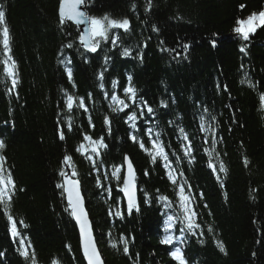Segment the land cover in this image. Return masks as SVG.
Listing matches in <instances>:
<instances>
[{
  "label": "trees",
  "instance_id": "obj_1",
  "mask_svg": "<svg viewBox=\"0 0 264 264\" xmlns=\"http://www.w3.org/2000/svg\"><path fill=\"white\" fill-rule=\"evenodd\" d=\"M152 4L151 10L145 11L146 0H86L89 15L108 13L131 22L127 32L114 30L120 37L117 45L102 41L93 53L80 46L78 27L70 22L60 24V0H0L17 72L13 88L11 78L4 73L0 25V139L5 142L0 155L5 157L4 169L11 172L15 183L7 212L0 202V264H31L21 255L20 238L30 243L37 264H86L65 193L57 187L63 181L61 170L69 167L63 161L65 155L72 157L70 163L82 183L107 264H136L137 253L138 264H177L169 254L174 246L182 248L188 264H264V105L259 99L264 93V26L247 42L234 32L238 19L264 9V0H152ZM212 39L216 47H212ZM69 42L74 44L71 49L64 47ZM185 43L190 45L187 53L181 47ZM245 43L246 54L240 51ZM124 48L132 54L124 57ZM105 57L109 58L107 64ZM67 67L73 70L71 81ZM105 68L101 81L98 73ZM128 75L133 77L138 98L155 110L150 117L145 109V116L136 121L135 134L150 149L147 129H153L152 139L159 133L172 166L184 173L177 176L178 183L191 185L201 227L195 230L196 235L185 233L183 244L160 242L167 215L180 211L178 188L168 178L163 160L153 163L130 139L133 130L127 117L132 111L139 114V109L126 100L129 108L112 111L111 94L115 91L125 98ZM114 80L118 81L115 89ZM67 95L75 96L77 103L84 97L88 111L79 107L69 111ZM106 115L111 120L110 131L104 122ZM202 123L208 131L201 130ZM181 128L188 140H184ZM61 129L63 140L59 138ZM85 134L104 138L107 147L100 149L99 156L77 151L81 143L88 146ZM213 135L218 141L215 151ZM189 141L191 157L184 154ZM88 155L95 158L99 172ZM126 155L135 163L141 191L140 210L131 215L126 212L117 181L111 177L113 166L122 165V186ZM221 161L226 172L219 170ZM97 176L104 187L97 185ZM145 191L150 203H145ZM185 191L189 192L187 186ZM160 195L173 201L171 209L163 207ZM117 200L125 210L123 219L109 215ZM9 213L17 222L20 237L11 234ZM180 227L177 222L172 234L180 236ZM121 233L135 237L129 255L119 243ZM217 241L223 242L226 254Z\"/></svg>",
  "mask_w": 264,
  "mask_h": 264
},
{
  "label": "snow or ice",
  "instance_id": "obj_2",
  "mask_svg": "<svg viewBox=\"0 0 264 264\" xmlns=\"http://www.w3.org/2000/svg\"><path fill=\"white\" fill-rule=\"evenodd\" d=\"M86 6V0H60V5L58 9V15L60 24L64 25L66 22L71 21L75 23L78 27L80 25H86L84 27L83 31L79 34L78 40L80 42V46L85 49L88 52H96L97 49L101 46L102 41H111L113 45H117L120 42V37L118 34L114 32V30H124L125 32L130 30L131 22L130 20L125 17L122 19L112 18L108 13H105L103 16H93L89 15V13L84 10ZM153 4L152 0H146V7L145 11L151 10ZM135 8V4L132 6ZM241 8H244L245 6L242 4L240 5ZM6 13L2 10V7H0V25H3L2 27V43L3 48L5 52V60L3 61L4 64V73L11 78V84L12 87L15 88L17 84V72H16V61L11 56V50H10V32L9 28L4 24ZM237 26L234 28V32L245 42L249 41L250 35L254 34L257 30V28L264 26V9H261L259 12H252L248 15L246 19H238L236 21ZM154 31H159L158 28L153 26ZM68 35H71L69 33ZM214 36L216 34H213ZM212 47H216V40L212 39L210 41ZM161 44H163V41H161ZM74 46L73 42H69L64 47L71 49ZM146 46V45H145ZM184 52L187 53L188 49L190 48V45L185 43L181 45ZM162 51H175V49H165L162 48ZM247 50V44H242L240 47V51L242 53L246 54ZM132 53L130 49L124 48L122 55L124 57L130 56ZM180 53H177V56H179ZM108 57H105V64L108 62ZM140 59H143L141 56ZM61 63H64L62 60ZM68 64L71 63V61H67ZM243 67V65H241ZM67 76L68 79L72 80L73 70L71 67H67ZM104 71H107L105 68L103 71L98 73V79L103 80L104 79ZM128 84L124 86L123 92L125 94V98H121L119 95L113 91L111 94V100L114 103V107H112V111H123L124 109H127L130 107L129 103L127 101H131L132 105H135L139 109V114L137 111H132L130 115L127 117L126 122H130V128L133 130L132 133H130V139L134 143H138L141 149H143L145 152H147L151 158L152 162L155 163L158 158L162 159L164 162V168L167 169V175L170 181L173 185H176L178 190L176 192V195L179 198V213H174L171 215H167L166 220L164 221V236L162 240L160 241L164 245H174L175 242H179L180 244H183L185 241L184 234H191L196 235V229H199L201 225L197 222V212L195 210V206L193 204L194 197L191 195V185H187L185 183H178L177 176H183L184 173L182 171L177 172V169L172 166V161L169 159V154L165 150L164 143L159 139V133H156V138L152 139L153 135V129L148 128L147 129V135L151 142V148L145 147L144 140L138 137L135 134V131L137 130V123L136 121L142 117L145 116V109L147 114L151 117V115H154L155 110L148 104L146 100H143L142 98H138L137 95V89L132 83L133 77L131 75L127 76ZM250 85H252V81H247ZM113 88L115 89L118 81L114 80L113 82ZM253 87L255 85H252ZM219 87V85H218ZM100 88L103 89L104 85L103 83L100 84ZM225 90H227V85H224ZM11 91V89H9ZM91 95V94H89ZM105 96H108V93H105ZM259 99L261 101V104L264 105V93H260ZM77 98L73 95H67L66 96V102L65 106L66 108L71 111L74 109V107H79L83 109L85 112L88 111L87 105L85 103V98L80 97L78 99V103L76 102ZM162 107H167V104L164 101H161ZM207 111V109H205ZM213 120H215V117H212ZM104 122L106 125L109 126L110 131V125L111 120L106 115L104 117ZM89 123L91 125V118H89ZM94 127V125H92ZM68 129L71 130V124H68ZM201 130L202 131H208L209 129L204 128L203 123L201 124ZM213 133H215V129H211ZM181 134H184V129H180ZM59 138L63 140L65 138L64 131L61 129L59 131ZM184 140H188V136L186 134L183 135ZM84 140L88 142V146H86L84 143H81L79 147L77 148L78 152L84 153H95L96 156L100 155V149L106 148L107 145L104 141L103 137H100L98 139H94L91 135L85 134ZM207 140V138H206ZM217 139L215 138V135H213V138L211 140V144L213 146V151H215V145L217 144ZM5 148V142L4 140L0 139V150ZM185 156L191 157V142L189 141L187 148L185 150ZM211 155V153H210ZM88 159L92 162L94 169L99 172V167L96 165V160L92 155H88ZM126 163H127V173L123 176L122 179V186L120 184L121 181V168L122 165H114L113 171L111 172V177L117 181V187L120 189V191L123 192L124 196L127 198V207L126 212L128 215H131L133 210L139 212L140 210V204L136 197V175L133 168L132 161L127 157V155L124 157ZM179 159V158H178ZM64 163L68 164L70 168H72L71 174L69 175L68 172L64 171L63 169L60 172L61 177H63L62 183L58 184L57 187L63 189V193L67 194V201H68V208L71 210V215L75 217L76 221L79 224L80 229V236H81V242L83 247V253L86 257L88 264H103V261L101 259L100 253L96 247V243L93 237V229L91 221L88 218L87 211L84 207V199L81 195L80 190V182L78 179H75L74 177L78 176L77 171L74 167L71 165L72 157L70 155H65L63 158ZM4 162L5 157L3 155H0V202L4 203L5 205V211H8V208L10 207V201H11V194L13 193L15 189V183L12 177V174L10 171H7L4 169ZM191 162V160H189ZM245 166L249 163L247 157L244 158ZM209 167L212 168V170L216 171V166L209 162ZM219 170L221 172H226L227 169L223 162L221 161L219 165ZM147 171L145 172V175H147ZM109 178L108 174H104V179L107 180ZM217 179H219V176H217ZM96 183L100 187H104V185L101 182V179L99 176H97ZM189 189V192L186 193L185 188ZM106 191L108 192L109 196H111L112 188L111 186H108L106 188ZM159 190H157L158 192ZM62 193V194H63ZM145 203H150L148 200V193L145 191ZM203 194L201 193V196ZM159 201L163 202V207L166 209H171L173 205V201L169 199V197L165 195H160L158 197ZM207 207V205H205ZM110 216H115L120 219H123L125 215V210L121 208L119 200L116 201L115 205V211L112 209L109 210ZM8 220L11 222V234L13 238L20 237V232L17 229V222L14 220L13 216L9 213L7 216ZM179 222L181 227L179 228V232L181 233L180 236L173 235L171 230L173 229L174 225ZM22 223V221H21ZM209 231H212L213 229L210 227L208 229ZM200 235H203V233H200ZM135 239L134 236H125L123 233H121L119 237V243L123 246V253L125 255H129L130 253V242H133ZM20 244V251L21 255L26 259L30 260L31 264H37L36 254L35 251L31 249L30 243H26L25 239L20 238L19 239ZM217 246L219 247L220 251L226 254V249L222 241H217ZM112 247H117V242H112ZM70 248V246H69ZM173 260L177 262V264H188V261L186 260L182 248L180 246H174L173 250L169 253ZM0 255H3L0 253ZM255 255V253H253ZM139 262V253L136 254V264ZM52 264H57L56 261H53Z\"/></svg>",
  "mask_w": 264,
  "mask_h": 264
},
{
  "label": "water",
  "instance_id": "obj_3",
  "mask_svg": "<svg viewBox=\"0 0 264 264\" xmlns=\"http://www.w3.org/2000/svg\"><path fill=\"white\" fill-rule=\"evenodd\" d=\"M84 10H86V11L88 12L86 6H85V9H84ZM68 22H71V21H68ZM72 23H73V22H72ZM73 24H74L76 27H78L75 23H73ZM84 27H86V25H80V26L78 27V28L80 29V33L83 31ZM127 157L133 162V160H132V158L130 157V155H127ZM132 164H133V168H134L135 175H136V197H137L138 201H140L139 193L137 192V190L139 189V187H138V183H137L138 173H137V169H136L135 164H134V163H132ZM68 173H69V175L71 174V169H70V168H68ZM126 173H127V163H126V161L124 160V175H126ZM74 178L77 179L76 177H74ZM79 182H80V180H79ZM80 190H81V195H82V197H83V199H84V207H85V210L87 211L88 218H89V220L91 221V224H92L93 237H94V240H95V243H96V247H97V249H98V251H99V253H100V256H101V259H102V261H103V264H107V263H106V260L104 259L103 255H102V251L100 250V247H99V244H98V240H97L96 235H95V230H94L93 222H92L91 216H90L89 211H88V208H87L86 197H85V195H83V193H82L83 188H82V183H81V182H80ZM121 192H122V191H121ZM122 194H123V192H122ZM65 195H66V198H67V194H66V193H65ZM123 198H124V200H125V202H126V204H127V198L124 196V194H123ZM73 218H74V221H75V223H76V225H77V228H78V230H79V234H80L79 224H78V222L76 221L75 217H73ZM80 239H81V236H80ZM81 250H82L83 257H84V259H85V261H86V264H88V261H87L86 257L84 256V253H83L82 242H81Z\"/></svg>",
  "mask_w": 264,
  "mask_h": 264
},
{
  "label": "bare ground",
  "instance_id": "obj_4",
  "mask_svg": "<svg viewBox=\"0 0 264 264\" xmlns=\"http://www.w3.org/2000/svg\"><path fill=\"white\" fill-rule=\"evenodd\" d=\"M70 23H72V22H70ZM73 24V23H72ZM74 25V24H73ZM85 50V49H84ZM88 52V51H87ZM132 163H134V161L132 162ZM135 164V163H134ZM137 179H138V177H137ZM138 183V182H137ZM138 187H139V183H138ZM137 192L139 193V196H140V193H141V191H140V187H139V189L137 190ZM82 193H83V195H85L84 194V190H82ZM121 194H122V192H121ZM122 197H123V194H122Z\"/></svg>",
  "mask_w": 264,
  "mask_h": 264
}]
</instances>
